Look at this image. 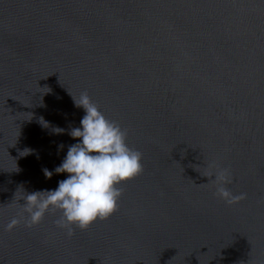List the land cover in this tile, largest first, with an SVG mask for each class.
Returning a JSON list of instances; mask_svg holds the SVG:
<instances>
[{"label": "water", "instance_id": "obj_1", "mask_svg": "<svg viewBox=\"0 0 264 264\" xmlns=\"http://www.w3.org/2000/svg\"><path fill=\"white\" fill-rule=\"evenodd\" d=\"M83 92L143 170L86 230L29 227ZM0 264H264V0H0Z\"/></svg>", "mask_w": 264, "mask_h": 264}, {"label": "clouds", "instance_id": "obj_2", "mask_svg": "<svg viewBox=\"0 0 264 264\" xmlns=\"http://www.w3.org/2000/svg\"><path fill=\"white\" fill-rule=\"evenodd\" d=\"M73 100L85 113L80 126L69 133L79 142L68 147L65 158L53 170L57 175L66 174V178L58 181L54 190L26 194L22 206L29 227L38 224L48 211L59 210L61 217L57 224L66 229L69 236L73 235V228L86 230L98 219L110 217L122 194L119 185L143 170L141 153L128 147L126 132L106 118L87 92ZM42 125L48 127L44 121ZM54 131L60 133L63 129ZM61 148L63 145L58 146V150ZM25 152L28 154L27 150ZM53 171L43 169L48 179ZM208 175L212 177L216 195L226 203L235 204L245 198L243 194L233 195L226 187L230 182L227 169L216 168ZM18 223L13 219L7 227L10 230Z\"/></svg>", "mask_w": 264, "mask_h": 264}]
</instances>
